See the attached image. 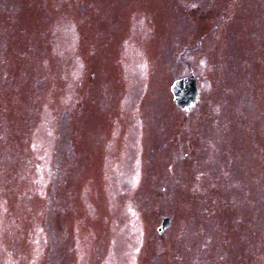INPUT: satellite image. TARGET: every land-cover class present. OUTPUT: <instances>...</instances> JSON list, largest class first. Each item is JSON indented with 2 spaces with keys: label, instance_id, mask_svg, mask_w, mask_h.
<instances>
[{
  "label": "rangeland",
  "instance_id": "rangeland-1",
  "mask_svg": "<svg viewBox=\"0 0 264 264\" xmlns=\"http://www.w3.org/2000/svg\"><path fill=\"white\" fill-rule=\"evenodd\" d=\"M0 264H264V0H0Z\"/></svg>",
  "mask_w": 264,
  "mask_h": 264
},
{
  "label": "water",
  "instance_id": "water-1",
  "mask_svg": "<svg viewBox=\"0 0 264 264\" xmlns=\"http://www.w3.org/2000/svg\"><path fill=\"white\" fill-rule=\"evenodd\" d=\"M172 92L176 103L183 109L190 111L191 107L198 101L199 86L196 77L192 74L176 80L172 86ZM170 224V218L165 217L158 228L160 234Z\"/></svg>",
  "mask_w": 264,
  "mask_h": 264
}]
</instances>
